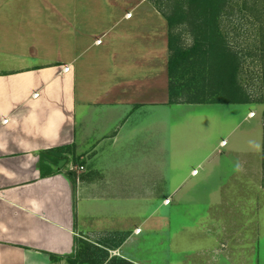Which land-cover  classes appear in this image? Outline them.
<instances>
[{
    "label": "crops",
    "instance_id": "1",
    "mask_svg": "<svg viewBox=\"0 0 264 264\" xmlns=\"http://www.w3.org/2000/svg\"><path fill=\"white\" fill-rule=\"evenodd\" d=\"M161 13L151 0H0V264H75L82 233L140 242L185 195L216 214L252 198L263 233L264 100L171 94Z\"/></svg>",
    "mask_w": 264,
    "mask_h": 264
},
{
    "label": "rangeland",
    "instance_id": "2",
    "mask_svg": "<svg viewBox=\"0 0 264 264\" xmlns=\"http://www.w3.org/2000/svg\"><path fill=\"white\" fill-rule=\"evenodd\" d=\"M151 1L153 5L157 1L164 12L173 16L180 0ZM256 1L258 6H255ZM178 15L174 13V23L169 25L173 43L171 52L174 54H178L180 48L193 45L204 32L200 30L203 27H199L201 21L196 17V11L189 15L191 20L186 23H182L181 14ZM213 27L208 35L220 34L224 47L233 50L238 58L237 82L233 81L231 88H238L240 97L264 100V0H252L250 3L246 0H227L222 15ZM205 69L209 70L198 68L195 78L187 74L189 80L182 81L183 86L192 89L198 84L205 85L206 81H215L216 90L211 98L229 97L224 88L217 85L219 81L211 78V67ZM178 92L186 95L187 90L179 89ZM160 200L137 199L135 206L130 208L149 212L160 204ZM208 202L203 194L199 197L185 195L179 202L162 205L161 211L167 214L163 228L155 227L137 233L140 242L127 246H122V243L127 237H132V231L98 235L82 233L72 260L75 264H264V230L261 233L256 214L258 206L254 200L228 201L223 204L226 205L225 211L222 208V213L218 214L205 212ZM122 210L121 216L127 215Z\"/></svg>",
    "mask_w": 264,
    "mask_h": 264
},
{
    "label": "trees",
    "instance_id": "3",
    "mask_svg": "<svg viewBox=\"0 0 264 264\" xmlns=\"http://www.w3.org/2000/svg\"><path fill=\"white\" fill-rule=\"evenodd\" d=\"M251 1L252 0H246V2L249 3ZM258 3L259 2L256 1L255 6H258ZM177 4L178 9L173 12V16L174 13L175 16L181 14L182 17L180 19L182 20V23H186L190 19L188 18L189 15L195 14L196 11V17L201 21V26L199 27H203V29L200 28V30H203L204 32L201 37L196 38V42L193 45H190L185 49L180 48V52L178 54L171 52L169 58L171 94H174L178 92L179 89H182L187 90L186 94L192 98L206 100L213 96L216 90L214 86L215 81H206L205 85L201 86L198 84L193 86L194 88L192 89L189 86H183L182 83V81L189 80V78L186 77L187 74H189L190 77L192 74L195 78L198 75V68L205 71L209 70L205 68L211 67V78L219 81L217 85H221V89L224 88V92L230 95L225 100H239L238 97H240V93L238 88H235L234 90L231 88L233 81L237 82L235 80L236 70L238 67L237 55L230 48L224 47L220 34L219 36L208 35L209 30L214 29L213 24L218 20V17L222 15V10L227 4V0H180ZM155 5L161 9L157 1L155 2ZM161 12L167 18L169 25H172L174 23L173 16L164 12L162 9ZM169 48L170 51H173L171 36H169ZM178 68L180 69L177 72ZM208 79L210 80V78ZM196 88L199 90H196ZM201 94L202 96H200ZM72 262L75 263L73 260Z\"/></svg>",
    "mask_w": 264,
    "mask_h": 264
},
{
    "label": "built area",
    "instance_id": "4",
    "mask_svg": "<svg viewBox=\"0 0 264 264\" xmlns=\"http://www.w3.org/2000/svg\"><path fill=\"white\" fill-rule=\"evenodd\" d=\"M127 15L128 16H131L132 15V13L131 12H129V13H127ZM98 41L100 42L101 41V39H98ZM70 69V66L69 65H67V66H65L64 67V70H69ZM38 93H35V95H37ZM255 113H254V111H252L251 112V115H254ZM8 119H4V121H7ZM223 143L225 144L226 143V141L224 140L223 141ZM197 171V169H195V172ZM165 201L167 202V203H169L170 202V198H167V199H165ZM136 231H141V227H138L137 229H136Z\"/></svg>",
    "mask_w": 264,
    "mask_h": 264
}]
</instances>
